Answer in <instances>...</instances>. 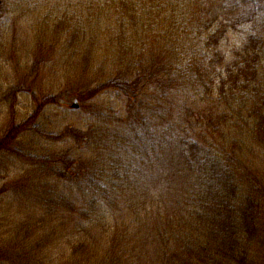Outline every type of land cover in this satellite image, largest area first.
<instances>
[{"label": "trees", "instance_id": "1", "mask_svg": "<svg viewBox=\"0 0 264 264\" xmlns=\"http://www.w3.org/2000/svg\"><path fill=\"white\" fill-rule=\"evenodd\" d=\"M55 23L66 35L61 45H83L82 61L104 41L113 54L112 70L94 71L87 83L98 84L73 96L85 102L113 91L126 108L114 117L120 126L102 135L125 137L112 159L25 156L37 166L33 184L48 177L79 189L40 202L46 223L71 238L65 264H264V175L242 133L264 140V0H66ZM233 31L241 43L225 51ZM54 104L47 96L13 120L0 152L15 153L20 134L38 130ZM93 132L68 126L54 138L87 144ZM19 237L0 243L4 261L23 257L30 235Z\"/></svg>", "mask_w": 264, "mask_h": 264}, {"label": "rangeland", "instance_id": "2", "mask_svg": "<svg viewBox=\"0 0 264 264\" xmlns=\"http://www.w3.org/2000/svg\"><path fill=\"white\" fill-rule=\"evenodd\" d=\"M61 3L63 5L59 0H1L0 4V138L13 120L17 124L23 122L43 98L52 95L59 103L44 108L38 130L20 134L14 143L15 153L0 152V190L4 185L10 189L8 184L19 189L11 188L0 194V243H16L20 241V234L23 240L30 235L24 242L27 246L22 250L21 259L16 255L12 262H7L0 257V264H65L69 257L71 238L67 233L64 236L60 231L54 232L52 225L46 223L47 214L40 202L50 200L60 189L67 191L68 187H72L74 198V192L79 189L74 183L66 184L64 179L56 181L48 177L33 184L29 173L35 175L37 166L30 165L25 156L68 152L87 160L97 156L112 159L113 154H118L116 139L125 138L122 135L114 139L102 136L109 128L120 126L115 115L126 116L125 102L117 93L102 92L89 101L79 100L78 109L71 107L75 99L73 94L98 84L87 83L95 75L94 71L112 70L113 54H108L109 44L104 41L98 44L93 57L90 56L86 63L82 61L83 45L76 51L67 49L66 42L61 45L66 35L57 31L55 23L56 15L65 10L66 0ZM241 34L229 32L223 49L230 52L238 46ZM183 92H177L181 104L185 100ZM68 126L94 131V136L87 144H80L76 139L54 138ZM122 127L125 131L126 127L123 124ZM242 133L254 171L264 175V140L256 143L249 134H246L248 138L245 136V131ZM90 165L87 163L86 167ZM93 169L94 172L100 169L99 162L93 164ZM24 175H27L25 179ZM37 189L40 195L36 194ZM133 192L132 189L127 192L129 197ZM26 252L31 259L25 258ZM33 253L38 256L36 263Z\"/></svg>", "mask_w": 264, "mask_h": 264}, {"label": "water", "instance_id": "3", "mask_svg": "<svg viewBox=\"0 0 264 264\" xmlns=\"http://www.w3.org/2000/svg\"><path fill=\"white\" fill-rule=\"evenodd\" d=\"M0 4H1V0H0ZM79 106H80L79 100L78 99H75L72 107L73 108H79Z\"/></svg>", "mask_w": 264, "mask_h": 264}]
</instances>
